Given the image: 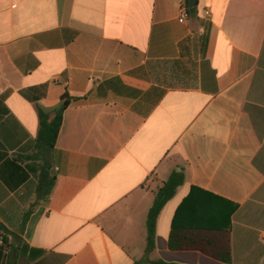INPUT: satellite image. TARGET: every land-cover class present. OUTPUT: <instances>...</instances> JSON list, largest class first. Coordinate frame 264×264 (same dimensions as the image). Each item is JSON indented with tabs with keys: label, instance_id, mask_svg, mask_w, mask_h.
Wrapping results in <instances>:
<instances>
[{
	"label": "crops",
	"instance_id": "obj_1",
	"mask_svg": "<svg viewBox=\"0 0 264 264\" xmlns=\"http://www.w3.org/2000/svg\"><path fill=\"white\" fill-rule=\"evenodd\" d=\"M184 4L0 0V264H226L170 250L173 224L228 228L229 264H264V0H198L181 22ZM66 94L48 151L39 109Z\"/></svg>",
	"mask_w": 264,
	"mask_h": 264
},
{
	"label": "trees",
	"instance_id": "obj_2",
	"mask_svg": "<svg viewBox=\"0 0 264 264\" xmlns=\"http://www.w3.org/2000/svg\"><path fill=\"white\" fill-rule=\"evenodd\" d=\"M189 11H195V8L189 6V0H186ZM72 97L65 95L62 98L60 106L52 113H47L39 109L41 120L40 131L37 139L38 144H42L48 151H51L57 141L63 115L68 108ZM186 177L182 170H175L164 185L157 191L153 206L151 207L147 219V253L150 254L156 247L157 222L162 210L166 204L171 201L180 187L185 183ZM54 186V181L49 177V173L43 172L37 190L38 198L48 199ZM234 206L230 214L236 210ZM33 211V210H32ZM30 210L26 218L32 213ZM0 230L6 232V229L0 225ZM169 248L172 251H198L222 263L229 264L232 261L231 231L228 228L219 227H176L173 224L169 240ZM140 264V263H137ZM141 264H172L165 261H147Z\"/></svg>",
	"mask_w": 264,
	"mask_h": 264
},
{
	"label": "built area",
	"instance_id": "obj_3",
	"mask_svg": "<svg viewBox=\"0 0 264 264\" xmlns=\"http://www.w3.org/2000/svg\"><path fill=\"white\" fill-rule=\"evenodd\" d=\"M206 15L208 17H210V12L207 11L206 12ZM190 18V15H189V9H188V6L186 4L182 5L181 8H180V13H179V20L181 22H187Z\"/></svg>",
	"mask_w": 264,
	"mask_h": 264
},
{
	"label": "water",
	"instance_id": "obj_4",
	"mask_svg": "<svg viewBox=\"0 0 264 264\" xmlns=\"http://www.w3.org/2000/svg\"><path fill=\"white\" fill-rule=\"evenodd\" d=\"M197 1H198V0H189V2H190V6H191L192 8L196 7V5H197ZM178 171L181 172V169H179Z\"/></svg>",
	"mask_w": 264,
	"mask_h": 264
}]
</instances>
